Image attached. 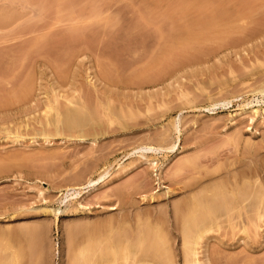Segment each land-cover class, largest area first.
Instances as JSON below:
<instances>
[{
    "label": "rangeland",
    "instance_id": "374dc122",
    "mask_svg": "<svg viewBox=\"0 0 264 264\" xmlns=\"http://www.w3.org/2000/svg\"><path fill=\"white\" fill-rule=\"evenodd\" d=\"M228 171L264 199V0H0V264L30 228L21 264H186L174 207ZM260 202L203 219L197 264H264Z\"/></svg>",
    "mask_w": 264,
    "mask_h": 264
},
{
    "label": "bare ground",
    "instance_id": "6f19581e",
    "mask_svg": "<svg viewBox=\"0 0 264 264\" xmlns=\"http://www.w3.org/2000/svg\"><path fill=\"white\" fill-rule=\"evenodd\" d=\"M79 109V108H78ZM82 109V108H81ZM69 111V110H68ZM80 111V110H79ZM67 112V111H66ZM70 112V111H69ZM72 113V112H71ZM79 113V112H78ZM80 113H82V111L80 112ZM79 113V114H80ZM72 114H74V113H72ZM76 114V113H75ZM79 114H78V116H79ZM253 114L255 115V114H257V110H255V111H253ZM63 115H65V114H63ZM67 116L69 115V114H66ZM65 115V116H66ZM82 115H83V113H82ZM74 115H72V117H73ZM75 117V116H74ZM77 117V116H76ZM81 117V116H80ZM67 118V117H66ZM83 118H84V116H83ZM86 118H87V116H86ZM69 119V118H68ZM72 119V118H71ZM88 119V118H87ZM75 120V119H74ZM84 120V119H83ZM80 120H78V121H72L69 125H67L68 126V129H70V130H72V132L76 129V128H81V126H82V124L79 122ZM85 121V120H84ZM65 123V122H64ZM85 123V122H84ZM65 124H67V123H65ZM64 124V125H65ZM63 125V124H62ZM66 126V127H67ZM84 126H86V124L84 125ZM91 126V125H90ZM94 126V125H93ZM65 127V128H66ZM83 128V127H82ZM67 130V129H66ZM78 130V129H77ZM84 130V129H83ZM67 132V131H66ZM70 133V132H69ZM74 133V132H73ZM72 133V134H73ZM87 134V133H86ZM85 135V134H84ZM78 136L80 137V135L78 134ZM85 137V136H84ZM82 138V137H81ZM78 139H80V138H78ZM80 141V140H79ZM83 141V140H82ZM256 151V150H255ZM258 152V151H257ZM254 153V152H253ZM252 153V154H253ZM256 154V153H255ZM258 154V153H257ZM253 156V155H252ZM255 156V155H254ZM216 158V157H215ZM208 159V158H207ZM187 160H189V159H187ZM191 160V159H190ZM206 160V159H205ZM186 161V160H185ZM195 161V160H194ZM209 161H211V159L209 160ZM197 162V161H196ZM212 162V161H211ZM250 162V161H249ZM186 163V162H185ZM194 163V162H193ZM198 163V162H197ZM252 163V162H251ZM189 164V163H188ZM187 164V165H188ZM254 164H255V162H254ZM180 165V164H179ZM186 165V166H187ZM192 165V164H191ZM194 165V164H193ZM247 165V164H246ZM184 166V165H183ZM182 165H181V167H183ZM201 166V165H200ZM199 166V167H200ZM221 166V165H220ZM179 167V166H178ZM189 167V166H188ZM223 167V166H222ZM227 167V166H226ZM239 167V166H238ZM254 167V166H253ZM194 168H196V167H194ZM217 168H218V166H217ZM221 168V167H220ZM236 168H237V166H236ZM251 168V167H250ZM180 169V168H179ZM204 169V168H203ZM222 169V168H221ZM230 169V168H229ZM228 169V170H229ZM233 169V168H232ZM231 169V170H232ZM253 169V168H252ZM252 169H248L249 171H251V173L253 172V170ZM178 170V169H177ZM183 170V169H182ZM185 170V169H184ZM187 170V169H186ZM197 170V169H196ZM214 170H215V168H214ZM217 170V169H216ZM238 170V169H237ZM237 170L235 169L234 171H236L237 172ZM244 170V169H243ZM243 170H242V172H243ZM192 171V170H191ZM194 171V170H193ZM208 171V170H207ZM224 171H225V169H224ZM230 171V170H229ZM227 172V174H222V175H228L229 174V178H230V180L229 179H227V181H226V187H225V185L224 184H222V182L223 183H225V179L226 178H223V176L221 175L219 178H221L222 180H224V181H221L220 179V181L218 182V183H216V185L213 187V186H211L210 187V185L209 186H203V188H207V190H208V194H210V196L208 195L207 196V194H205V196H204V192H200V195L201 196H199V195H197L196 197H195V195L193 196V197H191V195L193 194H191L189 191V193L191 194H189L190 195V198H186L187 200H184L183 202L181 201L180 202V204H177L176 206L177 207H174V208H177V210H178V212L180 213V215H179V213L178 212H174V214H173V216L174 215H176V214H178L179 216H177L176 215V219L175 218H173V219H175L176 221H177V223H178V226H177V230H181L180 232L182 233H180V235H183L182 236V248H183V252H185L184 254V258H185V261H186V264H197L198 262H197V258L196 259H193V256L194 255H196L197 253H196V248H195V246H197L198 245V241L201 239L202 240V237H204V235H206V233H207V231L208 230H206V227H209V230L211 231V225L210 224H212L213 222H209V220H213V219H217V220H219V218L221 219V217H220V215L221 216H227V217H229L230 215H231V211H234V213L236 212L237 214H240V212H242V213H244L242 210L245 208V207H247V208H250V211H251V209H252V211H254L255 212V215L254 216H257L258 214V210L259 209H261L260 208V201H262L263 202V200H259V199H261L260 197H262V195L260 194L261 192H258V187H255V183H256V180H252V181H249L250 183H252V184H248L249 186H247V182H246V188H244V186L242 185V183H243V181L241 180V179H239L238 177L236 178V176L238 175V174H241L240 172L241 171H239L238 173H234V175H231L230 176V174H233V173H230V172ZM179 172V171H178ZM196 172V171H195ZM213 172H216V171H213ZM245 172V171H244ZM199 173V172H198ZM210 173V172H209ZM211 173H212V171H211ZM210 173V174H211ZM216 173H218V170H217V172ZM223 173V172H222ZM248 173V172H247ZM184 174H187V173H184ZM192 174V173H191ZM206 174V173H205ZM208 174V173H207ZM206 174V175H207ZM249 174V173H248ZM259 174V173H258ZM209 175V174H208ZM207 175V176H208ZM243 175V174H242ZM257 175V174H256ZM184 176V175H183ZM186 176V175H185ZM194 176V175H193ZM202 176V175H201ZM213 176V175H212ZM218 176V175H217ZM241 176V175H240ZM252 176H253V173H252ZM196 177V176H195ZM198 177H199V175H198ZM204 177V176H203ZM224 177H227V176H224ZM244 177V176H243ZM249 177V176H248ZM247 177V178H248ZM253 177H255V176H253ZM189 178V177H188ZM190 178H191V176H190ZM201 178V177H200ZM213 178V177H212ZM218 177H216V179H217ZM249 178H251V177H249ZM192 179V178H191ZM202 179V178H201ZM204 179V178H203ZM214 179V178H213ZM215 179V180H216ZM237 179H239V180H241L240 181V183H239V180H237ZM243 179V178H242ZM252 179V178H251ZM254 179V178H253ZM256 179V178H255ZM188 180V179H187ZM187 180H185L186 182H187ZM208 180H209V178H208ZM228 180L230 181V183L228 182ZM190 181V180H189ZM195 181V180H194ZM197 181V180H196ZM199 181H200V179H199ZM198 181V182H199ZM211 182H212V180H210ZM246 181V180H245ZM244 181V182H245ZM209 182V181H208ZM248 182V183H249ZM175 183V182H174ZM173 183V184H174ZM183 183V182H182ZM181 183V184H182ZM185 183V182H184ZM227 183H229L230 184V186L227 184ZM172 184V185H173ZM191 184L193 185V184H195L194 185V187L195 186H197V184L196 183H192L191 182ZM200 184H201V182H200ZM200 184H198L199 186H201ZM206 184H208V183H206ZM211 185H212V183H210ZM221 184H222V186H221ZM244 184V183H243ZM180 185V184H179ZM192 185H189L188 184V186L187 185H185V187L187 188V189H189V186H191L192 187ZM204 185V184H203ZM218 185V186H217ZM238 185H242V187H241V190H240V186H238ZM256 185H257V183H256ZM183 186V185H182ZM238 186V187H237ZM176 187V186H175ZM184 187V188H185ZM194 187H193V189H194ZM213 187V188H212ZM185 188V189H186ZM239 188V189H238ZM245 189V190H242V189ZM182 189H183V187H182ZM186 189V190H187ZM191 190H192V188H191ZM190 190V191H191ZM197 190V189H196ZM203 190V189H202ZM212 190V191H211ZM257 190V191H256ZM167 191H170L169 189L167 190ZM178 191V190H177ZM194 191V190H193ZM210 191V192H209ZM227 191V192H226ZM229 191V192H228ZM179 192V191H178ZM198 192V191H197ZM196 192V193H197ZM230 194V195H228L229 197H230V199L228 200V196L226 195V194ZM180 195V194H179ZM203 195V196H202ZM261 195V196H260ZM260 196V197H259ZM181 200H183V198L181 199ZM180 201V200H179ZM227 201V202H226ZM178 202V201H177ZM176 202V203H177ZM247 203H249V204H247ZM174 204V203H173ZM227 204H228V206H227ZM247 204V205H246ZM263 204V203H262ZM227 207H230V208H228V210H227ZM246 209V208H245ZM245 209H244V211H245ZM174 210H176V209H174ZM173 211V210H172ZM246 212V211H245ZM176 213V214H175ZM233 212H232V214H234ZM235 213V214H236ZM241 213V214H242ZM247 213V212H246ZM223 214V215H222ZM228 214H230V215H228ZM240 214V215H241ZM254 214V213H253ZM252 214V215H253ZM257 214V215H256ZM260 214V213H259ZM239 215V216H240ZM249 215H251V213L249 214ZM219 216V217H218ZM224 216H223V218H224ZM235 216V215H234ZM243 216V215H242ZM175 217V216H174ZM226 217V218H227ZM238 217V215H236V218ZM258 217V216H257ZM222 218V219H223ZM225 218V219H226ZM233 218V217H232ZM250 218V217H249ZM155 219H156V216H155ZM199 219V220H198ZM203 219H206V221L208 220V222L210 223H205L204 221H202ZM159 220V219H158ZM178 220H180V222L181 223H179V221ZM201 220V221H200ZM152 221V220H151ZM150 221V222H151ZM198 221L200 222L199 224H200V226L202 225V227H198ZM155 222V221H154ZM201 222H203L205 225L207 224V226L206 227H204L203 228V224H201ZM176 223V224H177ZM145 225L144 226H146V223H144ZM148 224V223H147ZM152 224V223H151ZM160 224H161V222H160ZM159 224V225H160ZM180 224V225H179ZM143 225V224H142ZM150 225V224H149ZM154 225H156V223H154ZM158 225V224H157ZM143 226V227H144ZM161 226H163V225H161ZM176 226V225H175ZM174 226V227H175ZM139 227V226H138ZM142 227V226H141ZM153 227V226H152ZM151 227V228H152ZM158 227V226H157ZM156 227V228H157ZM173 227V226H172ZM214 227V226H213ZM217 227V226H216ZM145 228V227H144ZM150 228V229H151ZM169 228V227H168ZM180 228V229H179ZM202 228V229H201ZM21 229V228H20ZM23 229V228H22ZM146 229H147V227H146ZM153 229V228H152ZM158 229H160V228H158ZM171 229V228H170ZM142 230V229H141ZM155 230V229H154ZM157 230V229H156ZM126 231V230H125ZM143 231H146L145 229L143 230ZM142 231V232H143ZM148 231V230H147ZM149 231H151V230H149ZM163 231V230H162ZM171 231H173V230H171ZM174 231H175V229H174ZM36 231H33V229H27V230H22V231H19V233L17 232V234H18V237L17 238H19V239H16L17 241L18 240H20L21 241V243L23 244H18L17 246H18V249H17V253H15L16 252V250L14 251V250H12V251H14L13 252V254H11V257H8V259H6V261L4 262V260H3V264H21V262L26 258V256H27V252H26V248L27 247H31L32 248V246H33V248H32V250H34L35 248V246H36V241H37V237H38V235H37V233H35ZM121 232H122V230H121ZM140 232V230H138V234H141L142 236L140 237V238H138L137 240H135L136 241V243L134 244V245H132L131 243H126V249L127 248H129L128 246L130 245L131 247L129 248V254H133V255H135V253H148L147 255H148V257H149V254H150V252L152 253L151 254V256H152V258L153 259H162V257L161 256H163L162 255V253L161 254H159V252L162 250V247H161V245L162 244H164V243H160V241H162V239L161 240H155V239H157V238H155L154 240H152V239H150L152 236L150 235L149 237H148V235L149 234H142L141 232ZM152 232L153 231H151V234H152ZM155 232V231H154ZM158 232V231H157ZM161 232V231H160ZM16 233V232H15ZM145 233V232H144ZM147 233V232H146ZM117 235L119 234L118 232L116 233ZM122 235H123V233H121ZM136 234V233H135ZM154 234H158V233H154ZM125 235V234H124ZM123 235V236H124ZM133 235V234H132ZM165 235H167V234H165ZM165 235H163V236H165ZM114 236V235H113ZM123 236H121L120 238L123 240V238H124V240H125V237H123ZM130 236H131V234H130ZM129 236V237H130ZM135 236H137V235H135ZM140 236V235H139ZM157 236V235H156ZM161 236V235H160ZM159 236V237H160ZM123 237V238H122ZM155 237V236H154ZM206 237V236H205ZM204 237V238H205ZM112 238V237H111ZM117 238V237H116ZM137 238V237H136ZM148 238V241H149V239L150 240H152L151 242L149 241H147L148 242V244L149 245H145V247L144 246H142L146 241V239ZM165 238V237H164ZM168 238V237H167ZM207 238V237H206ZM109 239V238H108ZM134 239H135V237H134ZM181 239V238H180ZM15 240V241H16ZM110 240V239H109ZM109 240L107 241L108 243H110L111 242V240H110V242H109ZM114 240V239H113ZM117 240H119V236H118V238H117ZM129 240H131V239H129ZM133 240V239H132ZM20 241H19V243H20ZM120 241V240H119ZM126 241V240H125ZM128 241V240H127ZM145 241V242H144ZM159 241V242H158ZM163 241H165V240H163ZM38 242V241H37ZM114 242V241H113ZM130 242V241H129ZM132 242V241H131ZM198 242V243H197ZM18 243V242H17ZM160 243V244H159ZM94 244V243H93ZM111 244H112V242H111ZM111 244H107L106 246H110ZM115 244V243H114ZM114 244H112V245H114ZM119 244H120V242H119ZM118 244V245H119ZM122 244V243H121ZM146 244V243H145ZM158 244L160 245V246H158ZM202 244V243H201ZM200 244V245H201ZM89 245V244H88ZM117 245V244H116ZM116 245H115V248L113 247V250H112V247H111V250H112V255L114 254V256L115 255H117V257H118V255H119V251H118V249H121V248H117L116 247ZM125 245V244H124ZM128 245V246H127ZM166 245H167V242H166ZM121 246V245H120ZM137 247V250L135 249V248H133V247ZM139 246V247H138ZM164 246V245H163ZM97 247V246H96ZM121 247H124L123 245L121 246ZM142 247V248H141ZM159 247V248H158ZM161 247V248H160ZM165 247V246H164ZM163 247V248H164ZM31 248H29L27 251H30L31 250ZM95 248V247H94ZM99 248V247H98ZM131 248H133V250L135 249L136 251H132V250H130ZM88 249H89V246H88ZM110 249V248H109ZM124 249V248H123ZM161 249V250H160ZM31 250V251H32ZM37 249H35L34 251H36ZM97 249H95V251H96ZM168 250V249H167ZM94 251V250H93ZM127 251V250H126ZM9 252H11V251H9ZM84 252H86V251H84ZM90 251H88V253H89ZM109 252H110V250H109ZM124 252V251H123ZM163 252V251H162ZM165 252V251H164ZM182 252V253H183ZM81 253H83L82 251H81ZM87 253V252H86ZM85 253V254H86ZM30 254H31V252H30ZM38 254V253H37ZM94 254V253H93ZM125 254H126V252H125ZM124 254V255H125ZM127 254H128V252H127ZM145 254V255H146ZM165 254V253H164ZM8 256H9V254H7ZM36 255V253L35 254H33L32 255V257H33V259H34V261H36L37 259H39V257H37L36 256V258L34 257ZM40 255V254H39ZM83 255H84V253H83ZM89 255V254H88ZM87 255V256H88ZM95 255V254H94ZM110 255V254H109ZM138 255V254H137ZM137 255H135V256H137ZM167 255V254H166ZM169 255V254H168ZM80 256V255H79ZM97 256V255H96ZM113 256V257H114ZM119 256H121V255H119ZM134 256V257H135ZM142 256H144V255H142ZM29 257V256H28ZM28 257L26 258V259H28ZM30 257H31V255H30ZM29 257V258H30ZM83 257V256H82ZM90 257V256H89ZM93 257V256H92ZM116 257V256H115ZM129 257H130V255H129ZM131 257H133V256H131ZM130 257V258H131ZM139 257V256H138ZM5 258V257H4ZM7 258V257H6ZM79 258V257H78ZM85 258H88V257H85ZM98 258V257H97ZM130 258H128V259H130ZM137 258V257H136ZM144 259H145V257H143ZM150 258V257H149ZM152 258H150V259H152ZM166 258V257H165ZM168 258V257H167ZM25 259V261H28V260H26ZM81 259V258H80ZM94 259V258H93ZM112 258H111V256H110V260H111ZM123 259H124V257H123ZM132 259H134V258H132ZM138 259V258H137ZM136 259V260H137ZM142 259V258H141ZM159 259V260H160ZM170 259V258H169ZM183 259V258H182ZM30 260L31 261H33L31 258H30ZM29 260V261H30ZM120 260H122V259H120ZM125 260H127V258L125 259ZM131 260V259H130ZM143 260V259H142ZM149 260V259H148ZM154 260V261H155ZM163 260V259H162ZM31 261L29 262L30 264H32L31 263ZM74 261V260H73ZM76 261H77V259H76ZM82 261V260H81ZM89 261H90V259H89ZM98 261V260H97ZM118 261V260H117ZM138 261H139V259H138ZM146 261V260H145ZM152 260H150V262H151ZM154 261H153V263H154ZM156 261H158V260H156ZM156 261H155V263H156ZM169 261H171V260H169ZM169 261H167V262H169ZM91 262V261H90ZM110 262V261H109ZM112 262H114V261H112ZM161 262V261H160ZM163 262H164V260H163ZM28 263V262H27ZM28 263V264H29ZM33 263H36V262H33ZM37 263H38V260H37ZM36 263V264H37ZM74 263V262H73ZM78 263V262H77ZM76 263V264H77ZM80 263H82V262H80ZM85 263H86V259H85ZM84 263V264H85ZM111 263V262H110ZM144 263V262H143ZM147 263V262H146ZM1 264H2V262H1ZM23 264V263H22ZM25 264V263H24ZM86 264H88V263H86ZM89 264H91V263H89ZM94 264V263H93ZM96 264V263H95ZM113 264V263H112ZM115 264V263H114ZM142 264V263H141ZM157 264V263H156ZM162 264V263H161ZM166 264V263H165ZM185 264V263H184Z\"/></svg>",
    "mask_w": 264,
    "mask_h": 264
}]
</instances>
